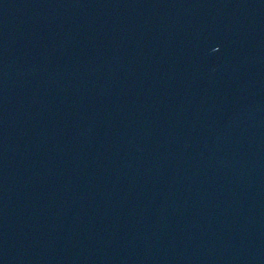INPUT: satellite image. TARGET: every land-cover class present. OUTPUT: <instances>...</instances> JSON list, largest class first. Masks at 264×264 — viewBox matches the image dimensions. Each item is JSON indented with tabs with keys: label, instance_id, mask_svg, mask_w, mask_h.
Segmentation results:
<instances>
[{
	"label": "water",
	"instance_id": "water-1",
	"mask_svg": "<svg viewBox=\"0 0 264 264\" xmlns=\"http://www.w3.org/2000/svg\"><path fill=\"white\" fill-rule=\"evenodd\" d=\"M0 264H264V0H0Z\"/></svg>",
	"mask_w": 264,
	"mask_h": 264
}]
</instances>
